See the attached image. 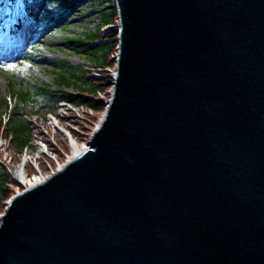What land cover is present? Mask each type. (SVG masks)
Instances as JSON below:
<instances>
[{"label":"water","instance_id":"water-1","mask_svg":"<svg viewBox=\"0 0 264 264\" xmlns=\"http://www.w3.org/2000/svg\"><path fill=\"white\" fill-rule=\"evenodd\" d=\"M91 137L0 214V264H264V0H115Z\"/></svg>","mask_w":264,"mask_h":264},{"label":"rangeland","instance_id":"rangeland-1","mask_svg":"<svg viewBox=\"0 0 264 264\" xmlns=\"http://www.w3.org/2000/svg\"><path fill=\"white\" fill-rule=\"evenodd\" d=\"M2 1L4 2L0 0V3ZM61 1L64 0L41 1V5L36 4L38 5L36 13H41L42 17L47 18L46 16L53 8L55 9L56 5L61 4ZM111 1L115 7L114 0H109V3ZM107 3L104 0H76L73 8L67 9L54 20L45 22L25 16L22 0L12 4L5 0L0 5V30L14 28L16 32L23 23L31 26V38L25 41L17 52L9 55L0 50V116L5 122L20 121L26 126L23 135L26 141L22 146L15 147L9 135L0 136V175L5 173L11 178L14 165L20 161L26 151L30 152L27 153L28 156L30 155L28 158L30 163L27 161L26 164L28 170L31 166L34 168L35 158L52 159L54 160L52 164L55 166L56 159L64 158L57 153L59 149L65 154H71L69 134L76 138L78 145L87 143L95 124L101 118L104 105L96 111L84 102L68 100L66 93L74 92V89L71 86L57 85L54 76L56 71L62 68H66L68 73L74 71L80 74L79 70L83 67L89 71V74L96 76L106 74L111 77L115 70L116 52L111 57L113 66L103 71L94 61L93 56L79 47L70 45L67 41L69 37L82 35L97 24H102L104 28L109 26V23H102V14ZM117 16L118 14L115 15L113 27L118 25ZM4 31H1L0 39L5 34ZM39 84H48L49 88L40 91L35 101L18 105V97L14 93L23 88L35 90ZM110 90H113L112 79L104 85V90L97 91L94 96L103 103L109 99ZM86 112L88 115L84 114ZM40 145H45L48 156L45 153L35 152ZM14 155L17 156L15 161L10 159ZM4 164H7V170ZM3 182L0 176V185ZM0 204H4V201L0 200Z\"/></svg>","mask_w":264,"mask_h":264},{"label":"trees","instance_id":"trees-1","mask_svg":"<svg viewBox=\"0 0 264 264\" xmlns=\"http://www.w3.org/2000/svg\"><path fill=\"white\" fill-rule=\"evenodd\" d=\"M10 1L14 2L16 0ZM38 1L41 0H27V3L25 2L26 14L32 19L37 18L35 2ZM105 1H107L108 3L106 9L103 10L102 23H109V26H106L104 28L102 27V24H97L93 29L87 30L84 34L69 37L67 40L69 41L70 45L79 47L90 56H93L94 61L102 67L103 71H106L107 67L113 66V60L111 59V56L115 52V48L117 46V32L116 29L112 26L115 21L116 9L113 6L112 1L111 3H109V0ZM75 3L76 0H64L61 3L62 6H58V9L55 12L51 13L48 19L53 20L56 15H60L65 10L73 8L75 6ZM38 15V19L42 20V17H40L41 13ZM79 73L80 74H76L74 71L68 73L66 72V68H62L60 71H56L54 81L59 86H71L74 89V92L66 93V98L68 100L84 102L87 106L94 108L96 111H99L102 108L103 103L100 99H96L94 95H96V92L98 90H104V85L111 78L106 74L103 76H95L93 74H89V71L83 67L80 68ZM48 86V84H39L37 86V89L32 91L27 88L16 91L15 95L19 100L18 105L21 106L26 103L35 101L38 91H45L49 88ZM84 114L88 115L87 112ZM25 128L26 126L20 121L5 122L0 116V136L9 135L10 140L13 141L15 147L25 144L26 138L23 136ZM12 159L16 160L17 156H12ZM4 166L5 170H7V164H4ZM0 176L3 178V180L9 179V177H7L5 173H2ZM0 187L2 195L0 200L2 201L11 193V190L8 188V186L3 184H1ZM3 206V204H0V212L3 210Z\"/></svg>","mask_w":264,"mask_h":264},{"label":"bare ground","instance_id":"bare-ground-1","mask_svg":"<svg viewBox=\"0 0 264 264\" xmlns=\"http://www.w3.org/2000/svg\"><path fill=\"white\" fill-rule=\"evenodd\" d=\"M3 30H0V33ZM31 26L28 24L23 23L22 27L19 29V31L15 32V29L13 28H7L4 35L1 36L0 39V50L3 51L6 54H13L15 52H17L21 47L22 44L26 41H28L31 38ZM6 38V40H4ZM70 145L73 149L71 156L78 154L85 146L86 144H80L78 145V142L76 140V138H73L72 135H70ZM43 147H45V145H40L39 147L36 148L35 152L36 153H40L41 151H43ZM27 153H30L29 151H26V154L20 159V162L16 164L15 166V170H14V174L16 175L17 173L20 176L19 181L20 182H24L26 184V181H28L27 184H33L36 183L38 181L41 180V176L36 175L35 173L27 178L25 175V162L26 160L30 157V155L28 156ZM35 154V153H34ZM16 170H18V172H16ZM26 184V185H27Z\"/></svg>","mask_w":264,"mask_h":264},{"label":"built area","instance_id":"built-area-1","mask_svg":"<svg viewBox=\"0 0 264 264\" xmlns=\"http://www.w3.org/2000/svg\"><path fill=\"white\" fill-rule=\"evenodd\" d=\"M70 139V138H69ZM43 151H44V149H43ZM47 154V156L49 155V153H46ZM50 156H51V154H50ZM50 160L51 159H42V158H38V160L35 158V165H34V169H35V171H34V173L36 174V175H39V176H41V177H43V176H45L46 175V167L47 166H49V163H50ZM33 173V174H34ZM33 174H31V176L33 175Z\"/></svg>","mask_w":264,"mask_h":264}]
</instances>
